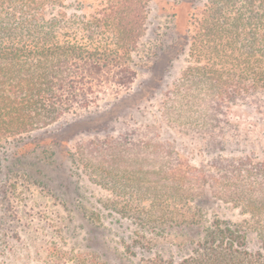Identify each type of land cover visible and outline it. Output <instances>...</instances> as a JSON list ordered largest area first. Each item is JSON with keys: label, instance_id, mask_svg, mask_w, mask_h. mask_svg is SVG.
<instances>
[{"label": "trees", "instance_id": "trees-1", "mask_svg": "<svg viewBox=\"0 0 264 264\" xmlns=\"http://www.w3.org/2000/svg\"><path fill=\"white\" fill-rule=\"evenodd\" d=\"M151 1L0 0V161L45 145L48 137L37 139L33 133L65 115H74L64 124L72 133L63 139L67 143L86 129L101 127L97 120L103 117L126 114L151 98L173 59L187 48L195 62L206 63L184 74L178 89L181 104L170 107L166 116L177 123L171 117L179 113L188 118L184 124L197 125L185 134L205 146L226 145L227 137L217 140L208 134L220 126L227 131L230 121L221 118L222 109L240 100L249 108L253 102L264 105V0H180L189 9L186 25L181 29L174 14V24H167L162 34L155 28L161 41L148 57L153 65H140L151 69L149 77L131 91L138 76L134 52ZM166 53L169 65H158ZM112 97L111 108L80 114ZM160 126L136 123L116 135L68 146L71 176L131 189L121 207L115 199L104 204L109 215L136 227V246L146 243L142 248H148L153 235L168 234L190 215V224L201 227L192 254L176 262L155 256L137 264H264V162L247 168L246 160L232 157L218 160L212 169L194 168L158 139ZM142 190L147 200L130 208V193ZM209 195L251 216L261 243L257 250L248 247L241 225L221 218L201 224L202 212L195 205ZM166 200L173 201L172 213Z\"/></svg>", "mask_w": 264, "mask_h": 264}, {"label": "rangeland", "instance_id": "rangeland-1", "mask_svg": "<svg viewBox=\"0 0 264 264\" xmlns=\"http://www.w3.org/2000/svg\"><path fill=\"white\" fill-rule=\"evenodd\" d=\"M179 1L152 0L148 5L145 32L138 50L134 52L133 65L138 71V76L131 91L138 90L141 83L149 77V66L153 63L148 57L161 41L160 36L154 32L155 28L162 34V29L167 24H174V14L179 16L181 29L186 25L189 9ZM77 36L80 38L81 33ZM169 57V53L164 54L158 65H169ZM205 63L195 62L187 48L173 59L170 70L166 72L164 79L158 82L151 98L131 107L126 114L121 113L122 115L114 120L103 117L97 120V124L102 123L101 127L86 129L73 136L67 143L63 139L69 138L72 133L64 124L72 122L74 115H65L51 126L33 133L37 139L48 137L45 145L28 155H9L6 161L2 159L0 264H98L99 261L106 264H137L143 259L155 256L176 262L192 254L197 248L200 236L197 230L201 227L190 224L193 219L191 215L185 224L174 226L168 234L158 237L153 235L148 248H142L146 243L141 244V247L136 246V227L127 219L119 221L118 216L109 215L104 204L108 199H115L121 207L123 198L131 189L115 190L105 185L111 188L109 189L100 185L101 183L97 184L99 182L71 176L70 161L65 151L68 146L74 149L82 140L104 138L107 134L116 135L136 123H149L157 127L161 125L158 128V139L170 146L175 158H179L184 164L189 163L194 168L205 170L206 166L212 169L218 160L232 157L246 160L247 168L264 162L262 104L252 101L254 107L249 108L240 100L222 109L221 118L230 121V124L226 125L227 131L224 129V132H221L220 126L214 132L209 130L208 134L217 140L227 137L229 140L226 145L220 142L216 146H205L200 138L185 134L184 130L194 132L197 125L184 124L188 122V118H179V113L171 117L173 121L177 117V123L167 119L169 108L181 104L178 89L184 74L190 68ZM140 65H147L149 68H142ZM113 102L112 97L108 101H101L99 107L94 105L91 110L80 114L86 115L92 110L105 111L111 108ZM163 118L164 126L161 124ZM130 194L132 195H129L127 201L130 208L137 207L142 199L147 200L143 198V190ZM208 197L209 200L205 203L195 205L202 212L201 224L207 225L215 218H221L241 225L247 231L248 247L257 250L261 243L251 216L219 198L211 195ZM4 199L9 200L10 204ZM166 202L171 204L168 210L172 213L173 201Z\"/></svg>", "mask_w": 264, "mask_h": 264}]
</instances>
